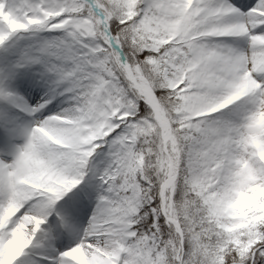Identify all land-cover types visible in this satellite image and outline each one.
<instances>
[{
    "label": "snow or ice",
    "instance_id": "obj_1",
    "mask_svg": "<svg viewBox=\"0 0 264 264\" xmlns=\"http://www.w3.org/2000/svg\"><path fill=\"white\" fill-rule=\"evenodd\" d=\"M0 264H264V0H0Z\"/></svg>",
    "mask_w": 264,
    "mask_h": 264
}]
</instances>
